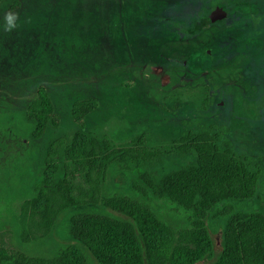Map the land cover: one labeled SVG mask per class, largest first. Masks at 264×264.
Masks as SVG:
<instances>
[{
    "label": "trees",
    "instance_id": "1",
    "mask_svg": "<svg viewBox=\"0 0 264 264\" xmlns=\"http://www.w3.org/2000/svg\"><path fill=\"white\" fill-rule=\"evenodd\" d=\"M117 1L118 7L127 3ZM144 7L142 16L134 17V9L129 14L135 38L146 23L149 4ZM110 23L112 28L118 25L116 20ZM187 60L193 65L191 55ZM89 101L75 102L77 130L69 140L63 134L48 140L31 194L21 202L16 218L17 237L26 245L46 239L64 214L67 235L78 244L50 255L31 254L8 247L2 231L0 264H89L86 251L98 264H203L208 259L205 264H264V211L233 203L256 197L262 172L258 160L237 153L219 131L185 130L168 152L192 155L193 160L157 173L153 167L162 160V151L140 135L118 144L89 128ZM214 103L217 111L230 106L231 124L223 126L224 133L246 130L250 120L264 117L259 111L262 99L247 98L237 89L229 96L223 86ZM21 114L31 123V139L59 125L43 87ZM16 120L14 113L0 116L4 130L18 134ZM112 170L128 175L125 190L106 192ZM160 203L181 210L185 221L174 224L161 214ZM208 217L218 220L212 230ZM215 229L218 244L211 233Z\"/></svg>",
    "mask_w": 264,
    "mask_h": 264
},
{
    "label": "rangeland",
    "instance_id": "2",
    "mask_svg": "<svg viewBox=\"0 0 264 264\" xmlns=\"http://www.w3.org/2000/svg\"><path fill=\"white\" fill-rule=\"evenodd\" d=\"M109 2L0 0V114H16L15 126L19 129L18 134L2 131L0 124V233L6 232L3 241L8 247L50 255L76 243L67 235L64 214L46 239L26 245L17 237L16 218L21 202L31 194L48 140L60 134L68 140L72 137L77 130L75 102L85 98H90L93 106L85 119L89 128L118 144L140 135L147 145L162 151V160L153 167L157 173L193 160L192 155L168 152L180 132L203 129L223 133L237 153L255 158L262 169L256 197L233 203L244 210L264 211V117L250 120L246 130L224 133L223 126L231 124L227 115L230 106L218 111L214 107L220 87L235 76L247 59L245 50L233 59L232 65L205 78L179 79L176 68L158 76V80L151 79V67L138 70L142 62L131 56L139 42H132L135 34L129 25V14L134 9V17L142 16L144 6L158 7L159 3L123 0V4L127 3L118 7L117 0ZM7 13L16 16V26L11 30L4 20ZM112 20L117 21L122 34L118 27L112 28ZM121 35L124 37L119 39ZM251 40L248 39L252 43ZM41 87L54 104L59 125H50L41 138L31 139V123L21 112ZM129 182L126 173L112 170L106 192L125 190ZM159 207L161 214L178 226L186 219L181 210L166 203ZM217 221L208 217L211 230ZM211 233L218 244L219 231ZM86 255L89 264H98L91 253L86 251ZM208 262L209 259L203 264Z\"/></svg>",
    "mask_w": 264,
    "mask_h": 264
},
{
    "label": "flooded vegetation",
    "instance_id": "3",
    "mask_svg": "<svg viewBox=\"0 0 264 264\" xmlns=\"http://www.w3.org/2000/svg\"><path fill=\"white\" fill-rule=\"evenodd\" d=\"M153 2L160 6L149 5L146 23L132 41L139 42L131 53L142 62L138 70L149 66L154 74L149 78L158 80L168 70L178 68L179 79L192 81L232 65L233 59L245 50L247 59L220 89L224 86L229 96L237 89L247 98L262 99L259 111L264 112V0ZM205 15H210L211 20L200 19ZM188 55L194 58L193 65Z\"/></svg>",
    "mask_w": 264,
    "mask_h": 264
},
{
    "label": "clouds",
    "instance_id": "4",
    "mask_svg": "<svg viewBox=\"0 0 264 264\" xmlns=\"http://www.w3.org/2000/svg\"><path fill=\"white\" fill-rule=\"evenodd\" d=\"M4 20L6 22V27L8 30H11L16 26V16L14 13H7L4 17Z\"/></svg>",
    "mask_w": 264,
    "mask_h": 264
},
{
    "label": "water",
    "instance_id": "5",
    "mask_svg": "<svg viewBox=\"0 0 264 264\" xmlns=\"http://www.w3.org/2000/svg\"><path fill=\"white\" fill-rule=\"evenodd\" d=\"M211 19L208 17L207 19L203 20V21H210Z\"/></svg>",
    "mask_w": 264,
    "mask_h": 264
}]
</instances>
